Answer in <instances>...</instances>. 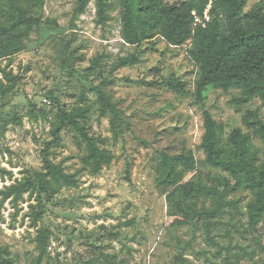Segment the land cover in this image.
<instances>
[{"label": "rangeland", "instance_id": "rangeland-1", "mask_svg": "<svg viewBox=\"0 0 264 264\" xmlns=\"http://www.w3.org/2000/svg\"><path fill=\"white\" fill-rule=\"evenodd\" d=\"M122 1L102 0L101 17L98 0H88L81 14L76 0H43L33 9L40 43L0 59V264H36L35 240L44 228L50 239L39 264H264V221L257 236L247 224L244 206L252 197L245 190L226 194L227 202L236 203L220 219L177 226L167 215L164 193L170 189L156 183L160 154L191 151L194 170L179 167L180 182L193 176L207 182L206 175L215 172L199 149L202 113L190 97L199 69L187 52L190 41L173 47L154 32L126 44ZM258 3L264 11V0H247L246 10ZM63 47L70 58L66 65L57 54ZM127 56L133 63L120 66ZM169 78L188 94L156 84ZM99 84L119 110L121 134H114L99 110L91 90ZM236 96V90L210 87L204 93V107L225 126L223 138L229 124L248 132L241 120L248 110L264 118L260 101L236 109ZM81 107L86 116L80 120L102 140L109 164L95 175L81 171L83 144H76L74 131H61L48 158L73 175L76 185L63 186L45 206L36 192L5 198L9 187L43 170L42 151L62 112ZM252 144L262 157L264 144L255 136ZM213 206L207 199L196 202L199 211Z\"/></svg>", "mask_w": 264, "mask_h": 264}, {"label": "trees", "instance_id": "trees-1", "mask_svg": "<svg viewBox=\"0 0 264 264\" xmlns=\"http://www.w3.org/2000/svg\"><path fill=\"white\" fill-rule=\"evenodd\" d=\"M42 1L0 0V59L40 43L39 19L34 16L33 9ZM98 1V11L102 17L101 12L106 5L102 0ZM76 2V13H83L88 0ZM122 2L125 11L122 15L121 36L126 44L134 45L142 38L152 37L154 32L173 47H181L190 41L187 52L199 69V77L190 97L194 104L199 105L202 113L203 132L199 149L204 155L205 163L215 172L206 175L207 182L199 176L180 182L179 167L185 171L194 170L191 151L178 155L160 154L156 164V183L164 190L170 189L164 193L168 205L167 215L174 218L177 226L189 222L196 224L200 220L205 223L209 217L220 219L226 213L225 208L236 203L227 202L226 194L245 190L252 197L244 206L247 224L257 236H261V229H257V226L264 221V151L262 157H259L253 149L252 137H258L264 144V118L257 110H248L241 118L248 132H242L240 128L229 124V130H226L223 138L225 126L214 120L204 107L203 100L206 89L210 87L223 92L236 90L238 96L233 99L236 109L253 100L260 101L264 106L262 3L246 10L247 0H215L210 22L205 28H201L192 27L191 12L201 14L207 0ZM134 5L137 6L136 16L132 13ZM67 53L68 49L64 47L57 52L63 57L64 65L70 61ZM118 63L120 66L129 65L133 63V59L131 56L123 57ZM90 64L94 68L96 60H92ZM156 84L177 95L188 94L177 79H164ZM91 90L97 95L102 115H108L114 134H121L122 121L117 106L105 94L102 84ZM3 93L1 92L2 95ZM85 116L86 110L82 107L69 113L62 112L51 128V141L45 143L42 151L43 170L35 172L34 178L26 184L9 187L5 198L19 196L24 192H29L30 195L36 192V200L45 206L63 186L76 185L73 175L64 173L61 167L54 165L48 158V148L59 146L61 131H74L76 144H83L84 167L81 171L88 170L90 175H95L109 164L110 156L103 150L102 140L95 138L85 121H81ZM199 199H207L214 205L213 209L197 210L196 202ZM49 239L47 228L38 231L35 242L40 254L36 264L42 259Z\"/></svg>", "mask_w": 264, "mask_h": 264}, {"label": "built area", "instance_id": "built-area-1", "mask_svg": "<svg viewBox=\"0 0 264 264\" xmlns=\"http://www.w3.org/2000/svg\"><path fill=\"white\" fill-rule=\"evenodd\" d=\"M214 2L215 0H207L201 14H198L195 11L191 12L192 27L205 28V26L210 22L211 10ZM44 102L46 101L44 100Z\"/></svg>", "mask_w": 264, "mask_h": 264}, {"label": "clouds", "instance_id": "clouds-1", "mask_svg": "<svg viewBox=\"0 0 264 264\" xmlns=\"http://www.w3.org/2000/svg\"><path fill=\"white\" fill-rule=\"evenodd\" d=\"M213 7V6H212Z\"/></svg>", "mask_w": 264, "mask_h": 264}]
</instances>
